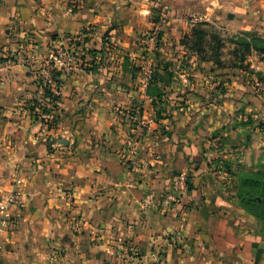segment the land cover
Returning a JSON list of instances; mask_svg holds the SVG:
<instances>
[{"label": "crops", "instance_id": "obj_1", "mask_svg": "<svg viewBox=\"0 0 264 264\" xmlns=\"http://www.w3.org/2000/svg\"><path fill=\"white\" fill-rule=\"evenodd\" d=\"M117 7L125 23L131 17L119 40ZM145 7V0H0V199L13 190L25 195L4 211L12 227L0 233V264L264 261L235 179L257 160L264 129L204 139L200 113L221 117L218 106L199 102L192 113L171 101L159 112L163 96L149 94L125 60L137 26H147L136 14ZM57 45L77 61L70 73L56 72L58 83L52 77L59 103L43 102L48 112L36 110L35 120L29 107L43 94L38 75ZM180 174L187 188L168 205Z\"/></svg>", "mask_w": 264, "mask_h": 264}, {"label": "rangeland", "instance_id": "obj_2", "mask_svg": "<svg viewBox=\"0 0 264 264\" xmlns=\"http://www.w3.org/2000/svg\"><path fill=\"white\" fill-rule=\"evenodd\" d=\"M145 1V10H137L136 14L146 17L147 26L145 29L137 26L141 30L138 40H128L131 45L125 60L134 71L141 72L142 78L147 75V88L152 94L163 96L157 104L161 107L159 111H164L171 101L174 104L170 106L189 108L192 113L199 102L202 109L218 106L220 110L215 113L220 111L221 117L218 113L216 116L211 112L200 113L196 128L200 125L206 131L204 139L241 126L246 131L264 129V54L243 53L239 45L253 36L264 41V0ZM117 8L113 27L119 40L127 36L131 17L125 23L121 17L127 15ZM199 24H206L202 29L221 41L220 45L216 41L210 43L207 34L204 43L202 39V56L193 48L194 42L187 39L191 29ZM215 45H218V55L211 49ZM216 61L220 67L215 66ZM209 121L217 127L211 132L204 129ZM257 154V160L244 170L264 167V147ZM252 219L261 237L262 224Z\"/></svg>", "mask_w": 264, "mask_h": 264}, {"label": "trees", "instance_id": "obj_3", "mask_svg": "<svg viewBox=\"0 0 264 264\" xmlns=\"http://www.w3.org/2000/svg\"><path fill=\"white\" fill-rule=\"evenodd\" d=\"M203 25L206 24H199L197 26H194L191 29L190 35L187 36V39L190 42H194L193 48L200 56H202L200 52L202 47V39L204 43L207 34L209 35L208 38H210V43H213L214 41H216V44L219 45L221 43V41L217 39L214 34L207 33L208 31L202 29ZM239 45H241V51L243 53L254 51L260 54H264V41L263 39H260L258 37L253 36L249 39V41H243ZM217 47L218 45H215L214 48L211 49H213V51L215 52L217 50ZM216 52L218 55L219 51ZM215 64V66L220 67L219 61H216ZM59 76L60 73L55 72L52 74V77L54 81H56V83H58L59 81ZM151 82H153V79H151ZM42 92L43 94L40 98V101L35 100L32 106L29 107L31 117H33L35 120H37V113L35 112L36 110H38L39 112H48L47 108L42 105L43 102H45V104L51 105V107L53 108L57 107V104L59 103V96L52 93L51 89L44 88ZM147 92L153 96H156L158 99H160L162 96H160L161 93L152 94L148 88ZM235 177L237 181V201L240 207L248 215L254 217L258 222L262 224L261 237H263L264 239V167L256 169L254 171L241 170L235 175ZM259 264H264V261Z\"/></svg>", "mask_w": 264, "mask_h": 264}, {"label": "built area", "instance_id": "obj_4", "mask_svg": "<svg viewBox=\"0 0 264 264\" xmlns=\"http://www.w3.org/2000/svg\"><path fill=\"white\" fill-rule=\"evenodd\" d=\"M76 8V3H71L68 13H72ZM19 61L21 63H25L26 61L20 57ZM77 61V57L74 53H72L67 48H63V45H57L56 48L49 54L47 59L45 60V64L47 67L46 73H40L39 79L41 81L40 88L43 90L44 88L51 89L53 85L52 73L61 71L65 74L70 73L73 70V67ZM28 65H31L29 61H27ZM143 79V81H141ZM140 80V83L143 86L147 85V75L145 74ZM145 79V80H144ZM53 89V88H52ZM54 94L57 95V92L53 90ZM41 118L48 122V117L46 115H42ZM171 189L166 198V204H171L177 201V199L185 192L188 185V176L185 174H180L175 176L171 181ZM25 202V195L17 192V191H9L0 199V233L8 231L12 227V221L10 217H8L4 211L8 206L11 205H21ZM122 256L125 259H132L134 256V252L131 249L123 248Z\"/></svg>", "mask_w": 264, "mask_h": 264}]
</instances>
